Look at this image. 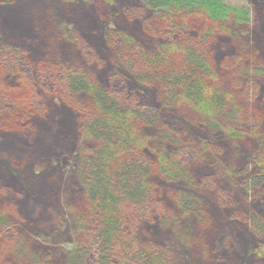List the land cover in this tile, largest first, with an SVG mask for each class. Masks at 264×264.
Segmentation results:
<instances>
[{"label":"rangeland","instance_id":"obj_1","mask_svg":"<svg viewBox=\"0 0 264 264\" xmlns=\"http://www.w3.org/2000/svg\"><path fill=\"white\" fill-rule=\"evenodd\" d=\"M30 1L32 7L19 8ZM225 1L253 15L250 25L234 27V37L216 31L208 46L213 71L208 87L233 94L250 119L234 136L224 128L214 133L207 115L164 98L163 85L141 84L128 71L132 59L138 60L131 51L153 56L160 44H186L167 34L166 22L145 0L0 4V214L7 221L0 225V264H71V247L89 246L91 233L99 230L96 222L86 221L87 232L79 233L74 217L91 204L86 165L103 142L88 132L93 95L69 93L63 83L68 75L84 77L119 104L156 122L130 120L138 147L122 148L112 165L118 169L138 159L147 174L142 182L164 211V220L156 217V209L142 222L139 243L144 248L164 252L171 264H264V236L254 224L264 217V196L245 182L258 172L254 162L264 159V73L253 72L238 87L237 75L229 82L232 68L253 66L239 59L237 41L250 44L246 51L263 59L264 70L259 40L264 37V0ZM181 19L191 36L202 29L199 17ZM114 34L123 40L113 39ZM175 52V61L184 57V51ZM165 59L170 62L163 61V67L176 63ZM166 129L180 138L179 145L160 140V130ZM176 166L184 177L169 180L163 172ZM183 198L191 209L181 205ZM90 251L77 254L78 259L99 264L98 249Z\"/></svg>","mask_w":264,"mask_h":264},{"label":"trees","instance_id":"obj_2","mask_svg":"<svg viewBox=\"0 0 264 264\" xmlns=\"http://www.w3.org/2000/svg\"><path fill=\"white\" fill-rule=\"evenodd\" d=\"M14 1L18 0H0V4ZM145 3L164 19L167 34L178 35L180 39L178 41L186 42V44L184 46L183 43L160 44L153 56L138 52L139 56L135 51H131L132 58L137 57L138 60L132 59V65L127 66L128 71L132 72L141 84L163 85L164 98L172 97L207 115V125L214 133L224 128L229 135H236L240 131L239 126L249 124L250 119H247L246 112L240 111V107L234 103L233 94L208 87V77L213 75L209 65L211 56L208 46L213 35L220 31L236 36L238 31L234 27L250 25L253 18L252 12L225 0H145ZM185 16L190 19L194 16L201 19L202 29L197 31L196 36H191L187 32L190 26H186L181 19ZM216 31L219 32L216 33ZM112 37L115 40H123L116 34ZM247 39L250 40L249 37ZM235 40L242 39L235 37ZM259 40L264 54V37ZM237 44L239 49L237 48L236 52L241 55L239 59H247L253 62V66L240 67L236 70L232 68L229 71L231 80L229 82L238 77L234 83L236 87L240 86L244 79L250 81V75L253 72L264 73L261 65L263 59L261 57L257 59L255 54L252 56L246 51L250 44H242L240 41H237ZM179 50L184 51V57L175 61V56L171 54ZM165 56L173 58L171 62L176 63L163 67V61L170 62L165 59ZM226 57L224 56V59ZM230 59L231 64L234 59ZM233 67H235L234 64ZM63 83L69 93L89 92L93 95L95 105L90 112L94 114L89 115L88 132L90 137L103 142L97 150L92 152L86 165L88 175L85 176L84 181L88 187V201L92 205L88 206L84 214L74 215L79 233L85 234L86 221L89 224L91 221L96 222L99 230L94 235L91 233L89 246L84 247L86 242L83 245L77 243L71 247V264H84V261L78 259L77 254H90L93 248L98 249L99 264H171L164 252L152 249L148 251L140 244L142 222L145 219H151L156 209L161 213H158L156 217L161 216L163 220L165 218L163 209L152 202L151 193L146 190L142 182L141 177L146 174L144 169L140 168L142 165H139L136 159L132 165L120 164L118 169L112 166L114 160L118 161V156L120 159L123 153L122 148L130 149L133 144L138 147L133 140V135L130 134V120L132 124L141 121L144 124L153 125L156 122L147 119L140 111L129 110L119 104L118 98L93 87L82 76H65ZM5 95L8 97L9 93ZM2 97L0 93V102ZM22 104L26 107V103ZM30 105L33 106L32 103ZM19 107L20 104L17 105L18 110ZM223 121L229 123L230 127L223 126ZM160 140L172 141L177 145L181 143L180 138L171 130H160ZM254 163L260 170L248 175L245 182L250 191L264 196V159H258ZM179 170L176 166L175 171L166 170L163 174L169 180H177L184 177ZM155 205L156 208H154ZM181 205L184 208L191 207L189 200L185 198L181 200ZM6 222L0 214V225H6ZM254 224L259 236H264V217L255 219ZM148 233L151 234L150 228ZM255 251L259 252L260 247L256 246ZM253 254L255 253H252V257Z\"/></svg>","mask_w":264,"mask_h":264},{"label":"bare ground","instance_id":"obj_3","mask_svg":"<svg viewBox=\"0 0 264 264\" xmlns=\"http://www.w3.org/2000/svg\"><path fill=\"white\" fill-rule=\"evenodd\" d=\"M33 3H34V1L27 2V3L23 4L24 6L22 5L19 8H24V7H27V6H30V5H31L30 7H32ZM27 8H29V7H27Z\"/></svg>","mask_w":264,"mask_h":264}]
</instances>
